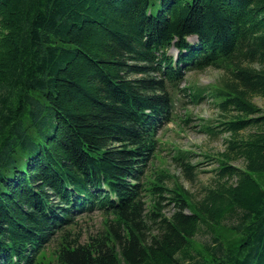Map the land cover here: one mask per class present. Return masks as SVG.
Returning a JSON list of instances; mask_svg holds the SVG:
<instances>
[{
    "label": "trees",
    "instance_id": "16d2710c",
    "mask_svg": "<svg viewBox=\"0 0 264 264\" xmlns=\"http://www.w3.org/2000/svg\"><path fill=\"white\" fill-rule=\"evenodd\" d=\"M186 68L224 72L192 95L218 110L219 124L201 127L230 135L201 200L152 164ZM255 97L264 0H0V264H264ZM190 155L172 161L193 180ZM86 207L103 226L83 240L74 215Z\"/></svg>",
    "mask_w": 264,
    "mask_h": 264
},
{
    "label": "rangeland",
    "instance_id": "374dc122",
    "mask_svg": "<svg viewBox=\"0 0 264 264\" xmlns=\"http://www.w3.org/2000/svg\"><path fill=\"white\" fill-rule=\"evenodd\" d=\"M190 43H195L196 39L190 37ZM176 49L171 48L169 53L176 55ZM224 76L223 70H217L214 68H208L202 72H189L186 76V81L183 86H195L201 87L205 85H213L219 82L220 78ZM183 102H186L185 106L177 104L175 107L176 120L175 124L171 123L162 131L160 140L162 141V152L158 155V159L154 160L153 164L164 169L170 174L178 178V182L186 189L196 200H201L206 196L207 190L216 187L217 179V167L216 161L217 155L223 152L226 148V140L229 138L228 133H223L218 136H212L210 133L204 130L201 126H217L220 118L216 106L211 100L205 99L202 103L194 104L189 103L188 98H183ZM253 102L262 110H264V99L255 97ZM187 108V112L191 114V122L183 125L180 122V118L184 116V110ZM217 130V129H216ZM183 150L191 155V164L197 167L196 175L193 180H189L178 169L170 157L171 151ZM208 156V157H207ZM232 165L241 168L243 167V161L238 160L232 162ZM172 186V181L167 183ZM171 209V208H169ZM189 213V211H186ZM77 218V231L82 235L83 240L90 234L98 232L103 224V217L100 213L95 212L90 216H78ZM219 233L224 237L223 239L229 240L231 234L227 230L219 229ZM232 238V237H231ZM208 240L207 234H200L194 241V247L196 250H202V243ZM53 247H50L48 254L51 253Z\"/></svg>",
    "mask_w": 264,
    "mask_h": 264
}]
</instances>
